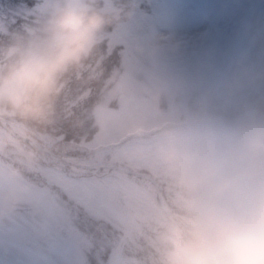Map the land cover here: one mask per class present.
<instances>
[{
  "label": "rangeland",
  "instance_id": "374dc122",
  "mask_svg": "<svg viewBox=\"0 0 264 264\" xmlns=\"http://www.w3.org/2000/svg\"><path fill=\"white\" fill-rule=\"evenodd\" d=\"M217 1L180 0L171 9L173 20H176L172 30L153 34L147 27L139 26L128 28L120 36L112 38L111 49L123 45L125 50L121 52L125 65L116 75V80L122 85L115 93L120 92L121 96H112L118 99L116 111L110 109V100L101 109L92 110V115L101 127L95 147L116 143L138 128L153 131L166 123L194 120L193 116L214 117L217 108L209 107V96L213 95L205 92L210 83L209 77L205 75L207 71L194 68L191 63L207 55L223 66L224 62L219 61L221 55L225 53L226 47L236 48V41L242 31V25L239 27L232 16L217 12ZM152 58L157 59L155 64H152ZM181 78H187L191 85L194 82L201 84L196 88L201 99L195 100L190 106L187 103L192 96L182 87ZM184 90L186 93L180 94ZM177 99L184 100L178 105ZM189 131L165 132L157 140L160 143L145 146L146 151H135L133 142H130L129 146L124 145L120 149L117 157L112 150H104L95 157H84L81 165L72 167L73 171L57 168V171L50 173L49 180L56 181L61 189L59 192L51 188L39 189L43 192L35 190L29 187L30 182L19 175V184L9 180V190L5 188L6 192L0 193L3 236L0 240V264H168L170 246L168 241L162 240L161 232L159 234L158 231L159 218H162L157 193L151 183L139 184L134 180L139 178L123 172L115 173L113 179H108V174L106 178H99L84 172H89L95 166L101 169L109 166L111 161L108 154H112L113 163L131 166L135 171L149 169L157 178L166 174L172 177L173 172L177 171H173L175 168L166 159L165 151L169 145L180 142ZM142 138L146 137L139 136L137 139ZM40 140L51 146L49 137L44 135ZM28 154L32 160L29 162L30 167L37 165L47 170L45 159L32 150H28ZM66 156L78 161L70 154ZM54 162L48 160L47 164L54 165ZM102 170L110 171L107 168ZM101 184L114 192L106 197L98 194L94 187ZM50 185L53 186L52 183ZM258 185L249 187L251 191L248 192L247 208L254 207L264 198V185H259L260 189ZM165 189L170 206L185 217L190 211L186 193H173L170 183H164ZM128 193L139 206L144 203L145 215L141 209L143 206L133 211L130 209L131 212L125 208L127 204L121 196ZM64 197L72 203H67ZM52 200H57L58 204L54 206ZM161 221L166 232L173 233L172 223L163 219ZM138 222L143 226L148 242L140 251L130 253L124 229ZM18 226L27 229L31 237H34L33 233L42 237L46 228L49 233L41 241L31 238L29 240L33 241L23 245L26 242H23V232L16 231ZM120 232L124 236L119 235ZM158 237L160 241L156 240ZM5 238L7 241L2 243Z\"/></svg>",
  "mask_w": 264,
  "mask_h": 264
},
{
  "label": "clouds",
  "instance_id": "9594fccd",
  "mask_svg": "<svg viewBox=\"0 0 264 264\" xmlns=\"http://www.w3.org/2000/svg\"><path fill=\"white\" fill-rule=\"evenodd\" d=\"M125 9L111 0H46L33 25L0 48V118L52 122L66 78L83 66ZM238 78L230 88H239ZM190 211L178 223L168 264H264V200L247 208L264 173V111L199 126L165 151Z\"/></svg>",
  "mask_w": 264,
  "mask_h": 264
},
{
  "label": "trees",
  "instance_id": "16d2710c",
  "mask_svg": "<svg viewBox=\"0 0 264 264\" xmlns=\"http://www.w3.org/2000/svg\"><path fill=\"white\" fill-rule=\"evenodd\" d=\"M179 1L111 0L115 6L125 9L130 14L123 15L120 21L109 27L102 34L97 48L84 62L83 66L78 70H74L66 78L62 92L55 104L52 122L44 126L25 125L11 118H4L17 122L27 133L39 139L44 135L49 137V140L55 141L58 149L88 154L87 148L96 146L95 142L101 131L100 124L97 123L96 117L92 113L98 108L101 109L107 100H110V109L116 111L118 99L112 96H121L120 92L115 93L119 86L122 85L116 80V75L119 69L125 65L126 61L123 62L124 59L121 55V52L125 50L123 45H118L111 49L110 42L112 38L120 36L122 32L132 27L145 26L153 34L163 29H173V22L176 20H173L171 9H174L173 4ZM99 2L103 5L107 0H99ZM45 4L46 0H0V48L7 45L14 32L33 25ZM215 8L222 15L232 16L239 27L242 25V31L239 33V40L236 41L238 42L236 48L226 47L225 53L221 55L219 61L224 62L223 66L217 63L213 57H208L207 55L205 58H197V62L194 60L191 63L194 68L198 67L203 72L207 71L205 75L209 77L210 83L205 88V92L213 95L209 96V107L217 108L214 117L220 116L222 118H233L249 109L264 111V0H219L216 2ZM214 50H217V48L214 47ZM156 61V58H152V64H155ZM238 78L242 81V86L230 88ZM179 81L182 82V87L191 93L190 96L192 97L188 99L187 103L189 106L195 100L197 102L201 99V96H199L200 92L196 91V88L201 84L194 82V85H191L187 78H181ZM185 91L180 92V94L186 93ZM183 100L177 99L176 104L180 105ZM92 110L94 111L92 112ZM193 118L194 120L199 119L195 116ZM192 129L186 128L183 130ZM163 134L149 139L134 140L132 143L133 149L137 152L146 151L144 147L160 143L157 140H160ZM28 150L29 148L25 144L11 137L0 127V179L2 181L0 189H9L7 185L9 180L19 183L20 180L17 174H21L23 175L22 178L30 182L29 187L31 186L35 190L51 188L59 192L61 189L56 181L49 180L50 173L57 171V168L73 171L72 167L66 164H47L48 159L42 153L36 152V154L45 159L48 168L43 170L37 165L30 167L29 162H32V160L29 159ZM140 172L155 176L154 172L149 169H140ZM115 173L122 174L115 170H110L109 172L102 170L95 177L106 178L108 174V179H113ZM134 180L139 184H148L149 182L140 178ZM157 180L168 204L166 189L163 190L164 183H170L173 186V193L184 191L178 182L177 173L173 172L172 177L166 174L162 178H157ZM253 184L264 185V173L259 174L250 186H253ZM259 185L257 188L260 189ZM106 187L108 188L107 185L101 184L99 187L95 186L94 189L98 194L106 197L114 192L110 187L108 188L109 190ZM250 191L248 190V192ZM62 192L64 193L65 191L62 190ZM121 198H125L124 201L127 204L125 208L129 212L136 207L144 205L143 203L139 206V203L129 193L121 196ZM64 200H66L65 197ZM52 202L58 204L57 200H52ZM66 202L72 203L67 200ZM157 202L161 218L170 221L173 225V233H167L165 228L162 227V219L160 220L159 218V234L161 232L162 240L168 241V246H170L172 236L179 222L167 215L160 208L158 200ZM141 209L145 215L146 207L143 206ZM157 214L159 215V213ZM146 227L150 229L149 226L146 225ZM149 229L147 231L150 235ZM124 233L131 248L130 253L140 251L141 248H144L145 243L148 242L145 230L139 222L134 226L125 228ZM124 233L120 232L119 235L124 236ZM34 234H32L34 237H31L30 232L26 233L33 240H40L43 236H47L45 235L46 233L42 237ZM113 236L116 235L114 234ZM156 240L160 241V238L158 237Z\"/></svg>",
  "mask_w": 264,
  "mask_h": 264
},
{
  "label": "water",
  "instance_id": "95a60500",
  "mask_svg": "<svg viewBox=\"0 0 264 264\" xmlns=\"http://www.w3.org/2000/svg\"><path fill=\"white\" fill-rule=\"evenodd\" d=\"M196 123H199V122H196ZM0 124L3 125L6 129H8L9 132L15 134L16 136H18V137H20V138H24V139H26V140H28V141H31V142H34V143L37 144V142H35L33 139L27 137L26 135L21 134L19 131H17V130H13V131H12L11 129H9V128L6 126V122H5L4 120L0 119ZM176 127H178V126H174V127H167V126H165L164 128L158 130L157 132H160V131L165 130V129H174V128H176ZM131 138H133V136H131V137L127 138V139H131ZM121 144H123V142H121L120 145H121ZM41 149L44 150L45 152H48V153H50L51 155H53V154H52L47 148H45V147H41ZM152 180H153V179H152ZM170 213L172 214V212H170Z\"/></svg>",
  "mask_w": 264,
  "mask_h": 264
}]
</instances>
